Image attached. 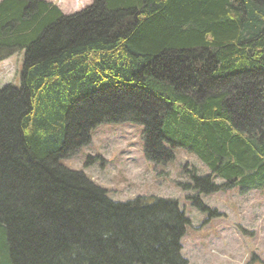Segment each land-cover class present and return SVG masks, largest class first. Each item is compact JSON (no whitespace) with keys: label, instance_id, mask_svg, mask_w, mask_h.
Here are the masks:
<instances>
[{"label":"trees","instance_id":"obj_1","mask_svg":"<svg viewBox=\"0 0 264 264\" xmlns=\"http://www.w3.org/2000/svg\"><path fill=\"white\" fill-rule=\"evenodd\" d=\"M0 264H187L189 218L173 198L113 201L63 165L102 124L143 127L157 165L184 149L209 169L201 195L264 191V0H94L67 15L0 1ZM218 180L221 182L218 183Z\"/></svg>","mask_w":264,"mask_h":264},{"label":"rangeland","instance_id":"obj_2","mask_svg":"<svg viewBox=\"0 0 264 264\" xmlns=\"http://www.w3.org/2000/svg\"><path fill=\"white\" fill-rule=\"evenodd\" d=\"M1 1V0H0ZM72 15L94 0H45ZM24 55L0 63V90L7 85L21 86ZM86 147L63 161L82 171L89 180L105 188L113 201L126 202L142 196L177 199L189 218L182 240V256L187 264H264V191H219L201 195L205 207L222 213L210 217L187 199L194 191L180 184H191L188 170L201 176L209 169L198 158L175 149V159L157 165L145 156L143 127L138 124H102L92 132ZM221 180H218V183Z\"/></svg>","mask_w":264,"mask_h":264}]
</instances>
